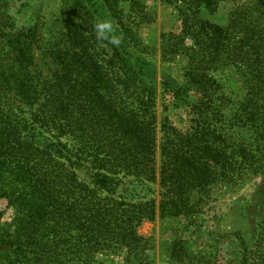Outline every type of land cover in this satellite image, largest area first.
<instances>
[{
    "label": "trees",
    "instance_id": "trees-1",
    "mask_svg": "<svg viewBox=\"0 0 264 264\" xmlns=\"http://www.w3.org/2000/svg\"><path fill=\"white\" fill-rule=\"evenodd\" d=\"M61 1L45 41L21 4L7 11L0 0V198L14 211L0 226V264H104L100 254L153 264L142 223L194 218L215 187L248 175L261 181L251 247L232 236L240 264H264V0L238 3L223 25L204 14L242 0H162L181 28L161 35L160 75L137 32L147 19L138 0ZM97 22L111 23L106 39ZM38 44L50 79L36 67ZM226 69L242 81L239 100ZM159 89L188 122L165 118L158 164Z\"/></svg>",
    "mask_w": 264,
    "mask_h": 264
},
{
    "label": "rangeland",
    "instance_id": "rangeland-1",
    "mask_svg": "<svg viewBox=\"0 0 264 264\" xmlns=\"http://www.w3.org/2000/svg\"><path fill=\"white\" fill-rule=\"evenodd\" d=\"M6 10L10 11L16 5H22L18 10L22 14L23 24L32 27L39 23L45 41L49 39L48 27L59 17L61 18L65 3L61 0H4ZM147 15L144 23L138 26V35L146 48L148 59L157 66L158 75L162 69L160 61L161 35L163 33H178L181 28V18L177 12L162 0H138ZM223 2L214 14H204V19L223 25L238 3ZM2 10L1 12H3ZM0 13V22L2 21ZM52 28H50L51 30ZM41 45L35 46L36 67L44 77L50 79L54 65L46 56V50ZM40 47V48H38ZM177 75V67L172 66ZM221 78L227 82V87L234 92L236 100L242 98V81L235 70L220 71ZM167 97L160 89L157 98V156L159 164L161 145V125L168 117L174 126L184 127L187 121L186 112H173ZM159 167V166H158ZM159 173V171H158ZM260 179L248 175L234 185H219L213 190L212 197L201 207L194 218H172L145 221L138 229V234L149 241V255L153 264H179V257L196 259L204 257L208 264H240L244 244L232 236L241 233L245 243L250 248L252 236L250 231L249 207L254 204V194L260 185ZM155 193L153 199L159 205V186L152 185ZM121 191V188L118 192ZM123 192V190L121 191ZM248 206L247 210L246 207ZM14 218V211L6 199L0 198V226L9 225ZM179 242L180 245L174 246ZM123 256L100 254L99 259L104 264H123ZM179 260V261H178ZM195 261L194 264H198ZM192 264V263H190Z\"/></svg>",
    "mask_w": 264,
    "mask_h": 264
},
{
    "label": "clouds",
    "instance_id": "clouds-1",
    "mask_svg": "<svg viewBox=\"0 0 264 264\" xmlns=\"http://www.w3.org/2000/svg\"><path fill=\"white\" fill-rule=\"evenodd\" d=\"M112 29L110 22H97L96 24V34L99 39H106L107 33Z\"/></svg>",
    "mask_w": 264,
    "mask_h": 264
}]
</instances>
